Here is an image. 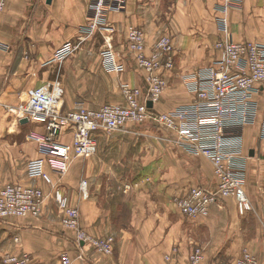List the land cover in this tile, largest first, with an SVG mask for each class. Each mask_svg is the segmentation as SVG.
<instances>
[{
    "label": "crops",
    "instance_id": "obj_1",
    "mask_svg": "<svg viewBox=\"0 0 264 264\" xmlns=\"http://www.w3.org/2000/svg\"><path fill=\"white\" fill-rule=\"evenodd\" d=\"M170 1L172 5H168L165 12H159L157 5L161 8L166 0H128L126 13L113 16L120 22L116 30L124 32L123 22L142 28L148 47H152L164 32L170 31L173 35L176 69L169 75L170 85L155 106L161 113H169L191 102L186 80L203 65L205 56L203 44L193 43L189 34L193 28L202 30L198 18H203L204 14L197 6L204 0ZM246 1L248 4L252 0ZM86 2L52 0L48 5L47 0H8L6 11L0 15V44L9 47L8 50L0 49V85L5 81L6 87L3 96L9 91V85L18 92L34 86L33 76L46 68L43 63L49 61L64 42L77 35L87 17ZM214 29L218 32L217 26L211 23V31ZM232 29L236 31L238 27L232 25ZM239 39L242 37H235ZM31 46L35 48L34 59L25 58V51L28 47L32 50ZM20 52L23 57L18 61L16 56ZM87 53L84 45L73 58L63 63L62 83L68 106L65 111L83 105L75 101L86 95L83 84L99 80L85 72L87 66H81L87 60ZM33 60L37 66H32ZM132 71L127 68L120 74L122 82L126 83V78L130 85L137 86L142 82V75L135 65ZM13 126L5 128L8 137L0 138V190L10 180H18L42 188L47 201L39 222L10 220L4 223L0 230V262L8 255L26 253L31 256L32 264H59L61 254L71 251L74 264H84L73 253L75 238L64 232L54 217L56 205L51 198V188L41 180L28 177L24 155L13 158L10 150L2 147L8 146L6 138L22 136L21 127ZM98 140V154L83 162L90 194L81 205L83 224L94 235L115 236L117 250L112 257L104 258L94 256L90 247L85 246L94 264H167L165 257L173 246H179L181 262L199 248L206 260L232 263L246 250L264 264V142L259 139L257 128L245 130L243 151L247 167L245 185L253 211L241 216L234 200L225 199L213 205L207 217L195 220L178 213L173 197L184 195L197 184L214 186L212 165L207 160L175 149L165 136L148 124H128L120 132L99 134ZM17 163L21 165L19 176L13 174ZM71 173L73 171L62 181L72 203L76 204L79 198L73 199L77 189ZM53 178L56 180L57 176ZM18 233L20 246L14 242Z\"/></svg>",
    "mask_w": 264,
    "mask_h": 264
},
{
    "label": "built area",
    "instance_id": "obj_2",
    "mask_svg": "<svg viewBox=\"0 0 264 264\" xmlns=\"http://www.w3.org/2000/svg\"><path fill=\"white\" fill-rule=\"evenodd\" d=\"M5 1L0 0V8L5 5ZM111 2L98 0L97 16L92 17L96 20L86 29L87 35H92L95 28H98L97 23L102 20L101 16ZM222 23V26H227L226 21ZM86 39L87 36L81 34L78 44ZM143 39L141 33L133 31L129 39L132 42L130 51L142 54ZM158 46L165 52L171 50L168 39L162 40ZM77 47L76 43H65L56 50L52 62L65 60ZM217 49L221 59L209 68L199 69L192 79L190 77L186 81L189 91L195 94L193 101L169 114L156 113L147 105L149 100L157 102L166 87L163 72L171 71L174 67L172 58L168 56L154 65L141 61V65H146L149 72L148 93L143 104L139 102V96H143L141 90L131 92L125 89L127 107L106 105L97 110L83 108L65 113V116L61 104L62 89L57 83L28 91L16 113L20 121L46 124V134L36 138L42 145L44 158L51 157L48 158L49 164L55 172L61 174L67 172L74 159L89 158L96 154L95 134L98 132H117L129 122L143 124L149 120L158 123L178 139L180 146L196 157L208 159L214 168V186L193 188L178 202L181 214L188 218L206 215L213 205L229 197L236 201L240 213L245 214L252 211L253 207L245 190L242 139L244 130L256 124L264 134V104L261 105L259 100L264 96V44L231 43L226 40L219 42ZM105 61L115 71H124L109 50L105 53ZM159 68L162 71L157 75L155 71ZM66 133L72 134V145H58L59 138ZM45 165V159L33 162L29 176L50 183ZM85 187L83 185V189ZM45 197L43 190L37 187L8 186L0 193V222L15 217L38 218ZM56 201L61 210L68 214L65 219L67 225L77 226L78 210L70 208L68 198L57 192ZM85 241L81 237L80 242ZM95 245L109 254L114 239L97 240ZM193 255L191 264H202L200 251H195ZM28 259L27 256L9 257L3 264H29ZM71 261L69 256H65L61 264H72ZM236 264L259 263L257 258L245 252Z\"/></svg>",
    "mask_w": 264,
    "mask_h": 264
},
{
    "label": "rangeland",
    "instance_id": "obj_3",
    "mask_svg": "<svg viewBox=\"0 0 264 264\" xmlns=\"http://www.w3.org/2000/svg\"><path fill=\"white\" fill-rule=\"evenodd\" d=\"M98 0H87L86 5H87V17L84 21V23L78 28V32L77 35L73 38L70 39L66 42H64L60 47H62L65 43L67 42H72V43H76L78 45V47L76 48V50L74 51V53L69 56L68 58H66L65 60L61 61V62H52V59L54 57V54L56 52V49L52 55V58L49 59V61H46L43 63V66L46 68H41V72L37 71V75L33 76V87L30 89H26V90H20L18 92V90L16 89H12L10 88V85L7 87L8 88V92L3 96V92L5 91L4 85H5V81L0 85V95L2 94V99H0V138L4 139L7 135V130H5V128L8 127V125H10V129L14 128L13 125H18L19 127H21V129L23 130V134L21 137L18 138H14V139H9L6 138L5 141L6 143H8V146H2L5 147L6 150H10V154L13 158H16L17 155L23 157L24 155V159L26 161V172L27 175L30 179L32 180H41L44 184L48 185L51 188V198L53 200V202L56 205V212H54V217L59 221V226L60 228L64 231V232H69V236H71L72 238H75V244H74V249L73 253L75 254V258L81 262H83L84 264H94L93 262V258L91 257V255L89 256V254L85 251L86 247L85 246H89L90 250L93 252L94 256H101L104 258H108V257H112L115 253V250H117V239L115 236L109 235V236H98V235H94L93 233H90L89 231L86 230V227L83 224V217H82V209H81V205L83 204V202L85 200H88L90 197L89 194V182L88 180H85V176H84V165L83 162L84 160H88V159H92L93 157H95L98 154V150H99V140H98V136L99 134H112V133H116V132H112V133H105V132H98L97 134H95V138H96V144H97V152L94 156L89 157V158H76L74 159L71 164L70 167L68 168L67 172L64 174H61L59 172H55L52 169V166L49 164L48 162V158L52 159L51 157L48 158H44V153L42 152V145L41 143L38 141V138L36 137H40L46 134L47 132V126L46 124H32L29 123L28 121L26 123H22V121L19 120L18 114L16 113V110L21 106L23 100L26 98V95L28 93V91L31 90H36L38 88H41L45 85L48 84H57L59 83L61 89H62V96H61V104H63V114L65 115V113L71 112V111H77L80 109H89V110H97L102 108L103 106L106 105H114V106H122V107H127V98L124 94V90L127 89L129 91H135L137 89L141 90L143 93V96H139V102L140 104L144 103V97L147 95L148 93V84H149V80H148V76H149V72L147 69L146 65H141V61L146 62L147 64H152L154 65L156 62H159L162 60V58H164V56H168L170 58H172L173 61V69L171 71H166L163 72L164 75V79L166 81V87L164 88L162 94L160 95V99L157 102H153L151 100H149L147 102V105L149 102H152L153 106L149 107L150 109H153L156 113L159 114H169L177 109H179L180 107H177L176 109H174L173 111L169 112V113H161L156 109V104L161 100L162 95L164 93V91L169 87V75L175 71L176 66H175V58H176V54H175V49H174V38L173 35L170 31L168 32H164L158 39L157 41L154 43V45L152 47H148L147 44V40H146V34L145 31L137 26H133L130 25L128 22H123V24L121 23L122 27H124V32H121L119 30H116V27H118V22L113 18V16L115 14H123L126 13L127 8H128V0H112V2L106 7L105 12L102 14V20L98 21L97 25L98 28H95L94 32L92 35H87L86 34V29L90 28L93 25V21H95L96 19H92L93 16H97L96 15V5H97ZM172 5V2L170 0H166V3L161 4V8L159 7V5H157V9L160 12H165L168 8V5ZM49 5V4H48ZM8 6V0L5 1V5L3 7L0 8V15L3 14ZM212 6V7H211ZM198 9L200 11L203 12L204 16L203 18L199 19L198 18V22L201 23L202 26V30H197L193 27V29H191V31L189 32L192 42L195 43V41H197L198 43L203 44V48L205 51H203V53L205 54L204 58H203V65L199 68H197L194 73H191V78L192 79L195 76V73L203 68H209L210 66L214 65L218 60L221 59V53L220 51L217 49V45L219 42L221 41H229L231 43H243V42H249V43H258V44H264V0H252L251 2H249L247 4L246 0H213L212 3L209 2V0H204L203 4L198 5L197 6ZM47 10H49L48 7H45ZM155 9V8H154ZM212 11H214V15H212ZM200 13V12H199ZM98 14V13H97ZM167 17V16H166ZM226 21L227 22V26L224 27L222 26V22ZM31 21V20H30ZM29 21V22H30ZM168 24V20H165ZM188 21H191V19H189ZM120 23V22H119ZM211 23L217 26V30L218 32L215 31L214 32L211 31ZM232 25L237 26L238 30L234 31L232 29ZM126 31V32H125ZM133 31H137L139 33L142 34V36L144 37L143 39V44H144V49L142 54H138L137 52L133 51L131 52L129 47L132 48V42L130 39V35ZM200 34H197L199 33ZM81 34H85L87 36V39L85 41H80V44H78V38ZM237 36H241L242 39L239 40H235V37ZM164 39H168L171 45V50L169 52H165V50L163 48H161L160 46H158L160 44V42ZM2 43V42H0ZM88 44V45H87ZM87 46L88 49V53H87V60L83 62V65L81 66H87L85 72H89L91 75H93L96 79L99 78V80H95L92 82H87L85 84H83L84 87H86V95L85 97L80 98H76L75 101L79 104H83L82 106H77L74 107L73 110L70 111H65V108L68 107L67 106V100H66V90H65V86L62 83V76L63 74H65L64 70L65 68L63 67V63L65 61H67L68 59L73 58V56L82 49V47ZM32 50L29 49L25 51V58H29V59H34V53H35V48L34 46H31ZM9 49V47H7L6 45L0 44V49ZM111 51L113 53V55L116 57V61L119 65H121L124 68V71H120L117 72L115 71L113 68L109 67L106 64L105 61V53L107 51ZM22 52L18 53L16 58L17 60L20 59V57H23ZM100 59V60H99ZM142 59V60H141ZM19 61V60H18ZM17 61V62H18ZM32 66L36 65L35 61L33 60L32 62ZM127 65V66H126ZM133 65H135L137 67V69L141 72L142 75V82L137 85V86H132L130 85V83H128L126 81L125 78V82L123 81V77L122 73L126 72L127 68L130 69L131 71L133 70ZM37 66V65H36ZM50 66H52L53 68H51ZM50 67V68H49ZM47 74H44V72H47ZM162 71L161 68L157 69L155 71V74L159 75L160 72ZM40 72V73H39ZM63 72V74H62ZM133 72V71H132ZM26 77V76H25ZM186 80V81H187ZM7 85V84H6ZM188 87V86H187ZM118 89H121L120 91ZM7 91V89H6ZM192 100L193 101V97H194V93L191 92L190 93ZM260 100V104L263 105L264 104V96H261L259 98ZM190 102V103H191ZM189 103V104H190ZM96 107V108H95ZM66 116V115H65ZM128 124H135V125H139V123H133V122H129ZM127 124V125H128ZM143 124H148V125H153V128L156 129V131H158L162 136H165L167 138V140L172 144V146L181 151L182 153L191 156L193 158L196 159H205L207 160L211 165L212 163L204 158V157H196L194 155H192L187 149H185L182 145L180 146L178 144V139H176V137L174 135H172L171 133H169L168 131L165 130V127L158 124V123H152L149 120L145 121V123ZM125 125L124 128L127 126ZM142 125V123H141ZM6 126V127H5ZM13 126V127H12ZM250 128H257L258 129V134H259V139L264 142V134L263 131L261 130V128L258 126V124L254 125V126H249ZM247 127V128H249ZM121 129L117 132H120L122 130ZM246 128V129H247ZM245 129V130H246ZM245 130L243 132V139H242V147L241 149L244 151V140H245ZM10 131V130H9ZM8 137V135H7ZM72 134L66 133L61 135V137L59 138L57 144L58 145H64L67 144L68 146H71L72 144ZM46 161V165H45V172L48 174L47 176L50 179V183H46L43 179L40 178H31L29 176V169H30V165L33 162H37V161H41L43 160ZM78 161V162H77ZM23 168V167H22ZM212 169H213V177H214V183H216V178H215V174H214V168L212 165ZM71 171H73V173H71L73 175L72 177V181L73 183L76 184V188L77 192H74V196L73 199L75 197H78L79 199H77V203L73 204L70 197L67 194V191L65 190V185L63 184V178L69 174ZM17 173L19 176L21 173V165H19V163L15 164V167L13 168V174ZM245 174L247 176V167L245 164ZM56 175L57 179L55 180L53 178V176ZM71 176V175H70ZM246 176H245V184H246ZM18 179V178H17ZM12 181V182H11ZM15 181V182H14ZM63 186H62V185ZM85 184L87 186V188L85 187ZM25 186V187H37L33 184H22L20 183V181L18 180H10L9 183L5 184V186L0 190V193L3 192L4 189H6L8 186ZM83 185L85 188L83 189ZM198 186H206L205 184H197L193 187H191L189 190H187V192L184 195H177L175 197H173V202L176 206V209L178 211V213L184 217V218H188L186 216H183L180 212V208L178 206V202L183 199L193 188H196ZM40 188V187H37ZM41 190H43L42 188H40ZM128 189V187H127ZM245 190H246V185H245ZM44 192V190H43ZM57 192H61L65 197L68 198L69 200V206L70 208H75L78 210V224L77 226L74 227H69L67 225V222H65V219L67 217V213H64L58 202L56 201V196H57ZM86 192V194L84 195V193ZM45 193V192H44ZM247 193V191H246ZM45 198L44 201L40 207V216L38 218L29 216V217H23V218H10V219H5L3 221L0 222V230L3 228L4 223L8 222L10 220H35V222H39L41 219H43V210L42 207L44 206L45 202L47 201V195L45 193ZM248 196V194H247ZM49 197V196H48ZM249 198V196H248ZM225 199H232L233 198H224L222 199L220 202H222ZM46 200V201H45ZM250 200V198H249ZM219 202V203H220ZM236 206L237 203L234 200ZM251 202V200H250ZM218 203V204H219ZM252 204V202H251ZM217 205V204H216ZM253 207V205H252ZM211 210V208H210ZM209 210V213H210ZM237 210L238 213L241 216H246L248 213L245 214H241L238 206H237ZM253 211V209H252ZM250 211V212H252ZM209 213H207L206 215H201L198 216L196 218H188L191 220H195V219H200V218H204L207 217L209 215ZM19 233L16 235V237L14 238V242L17 245H21V239L19 237ZM81 237L83 238V240L85 239V242H80ZM108 238H113L114 239V246L112 247V251L108 254L106 252H102L96 245L95 243L97 242V240H106ZM195 251H200V253L203 256V261L202 264H236L238 262V260L240 259V257L247 252L248 254H250L251 256H253L254 258H256L253 254H251L248 251H244L241 256L237 259H235L232 263H226L223 262L219 259H211V260H206L205 259V255L203 253V251L199 248H195L189 255L188 259L185 262H181L180 258L178 257L180 254L179 251V246H173L172 250L169 254L166 255L165 257V262L167 264H191L192 262V258H193V254ZM27 256L29 259V264H32V258L29 254L26 253H22L20 255H8L5 258L1 259L0 264H3L5 262V260L9 257H24ZM65 256H69L71 258V262L72 264H74V258L71 255V251H65L61 254L60 256V260H59V264H61L62 260H64ZM258 263L260 264L259 260L257 259Z\"/></svg>",
    "mask_w": 264,
    "mask_h": 264
},
{
    "label": "water",
    "instance_id": "obj_4",
    "mask_svg": "<svg viewBox=\"0 0 264 264\" xmlns=\"http://www.w3.org/2000/svg\"><path fill=\"white\" fill-rule=\"evenodd\" d=\"M51 3H52V0H47V4L50 5ZM148 106H149V107H152V106H153L152 102H149V103H148ZM26 122H27V120L22 121V123H26ZM253 154H254V153H253V151H252V152H251V156H253Z\"/></svg>",
    "mask_w": 264,
    "mask_h": 264
}]
</instances>
